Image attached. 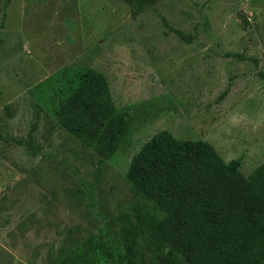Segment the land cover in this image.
I'll use <instances>...</instances> for the list:
<instances>
[{
  "label": "rangeland",
  "instance_id": "obj_1",
  "mask_svg": "<svg viewBox=\"0 0 264 264\" xmlns=\"http://www.w3.org/2000/svg\"><path fill=\"white\" fill-rule=\"evenodd\" d=\"M5 7L0 0V264H49L128 211L131 160L161 131L206 141L227 163L242 159L246 177L264 163V0H159L137 16L122 0ZM89 68L107 77L116 114H132L99 178L100 154L55 115L58 91Z\"/></svg>",
  "mask_w": 264,
  "mask_h": 264
},
{
  "label": "trees",
  "instance_id": "obj_2",
  "mask_svg": "<svg viewBox=\"0 0 264 264\" xmlns=\"http://www.w3.org/2000/svg\"><path fill=\"white\" fill-rule=\"evenodd\" d=\"M122 1L136 8L137 16L159 0ZM11 2L6 0V9ZM60 90L56 118L100 154L99 178L125 139L132 114H116L109 81L95 69ZM40 119L38 112L26 142L31 151ZM242 161L227 163L206 141L161 131L131 160L126 175L136 198L131 208L116 219L104 217L97 234L65 244L49 264H264V163L246 177ZM145 253L152 254L151 263Z\"/></svg>",
  "mask_w": 264,
  "mask_h": 264
}]
</instances>
